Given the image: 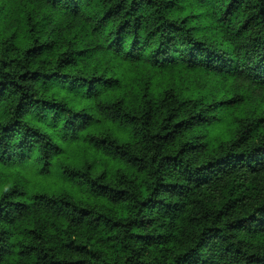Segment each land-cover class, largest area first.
<instances>
[{
	"label": "trees",
	"instance_id": "obj_1",
	"mask_svg": "<svg viewBox=\"0 0 264 264\" xmlns=\"http://www.w3.org/2000/svg\"><path fill=\"white\" fill-rule=\"evenodd\" d=\"M0 264H264V0H0Z\"/></svg>",
	"mask_w": 264,
	"mask_h": 264
}]
</instances>
